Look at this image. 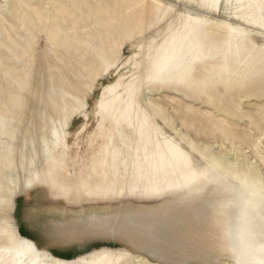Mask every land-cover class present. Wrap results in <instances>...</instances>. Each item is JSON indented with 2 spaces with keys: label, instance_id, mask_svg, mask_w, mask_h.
<instances>
[{
  "label": "rangeland",
  "instance_id": "374dc122",
  "mask_svg": "<svg viewBox=\"0 0 264 264\" xmlns=\"http://www.w3.org/2000/svg\"><path fill=\"white\" fill-rule=\"evenodd\" d=\"M173 2L174 5L191 6L198 0ZM224 2L226 0H221ZM231 2L253 4L252 0ZM156 3H165V0H0V143L6 145V158L0 161V202L11 201L12 222L21 239L37 245L46 242L43 233L33 227L28 216L29 208L40 203L54 210V222L85 227L102 234V238L91 245L100 253L96 257L98 264H132L138 256L144 258L146 264H169L153 253L138 250L123 236L137 231L145 235L141 219L189 199L193 214L190 240L205 252L201 253L199 261L187 264H205V260L230 256L227 251L216 248L214 237L223 236L232 227L215 224L207 193L197 197L196 210L194 198L180 193L132 192L123 177L118 181L123 194L92 197L77 194L71 201L64 197L45 198L44 184L22 189L27 180L36 176L43 178L48 167V153L65 159L66 167L75 173L73 179L79 176L84 154L98 151L102 137L92 148L87 147L88 137L96 131V117L89 115L86 122L85 115L71 114L74 101L87 88L88 112L91 113L92 107L99 103L102 89L121 81L120 87L114 89L111 103L117 109H126V97L122 95L126 81L122 78L130 76L129 69L138 77L134 82L133 117L137 132L145 115L152 125L144 129V142H172L186 152L195 145L197 152L201 148L211 149L217 156L221 154L234 159L236 151L242 157L239 168L246 169L244 166L252 162L258 175L264 165V92L255 81L243 85L223 80L213 83L211 77L223 66L247 64L252 58L258 61L259 53L244 48L235 52L232 50L234 40L230 45L227 37L216 39L214 43L222 46V54L214 53L216 58L201 65L197 73L200 80L208 82L206 88L194 90L175 83L149 84L140 77L145 71L143 66L131 68L128 61H139L138 54L147 51V43H159L166 31L167 17L158 15L153 8ZM232 12L234 18L236 10ZM189 14H193L191 7L184 10L185 20ZM217 16L212 19L221 23L227 19L223 12ZM179 20L177 15L172 23L178 25ZM209 27L205 28L210 34L218 31ZM105 60H122L124 66L100 75ZM89 82L94 86L89 88ZM66 113L67 153L63 148L57 149L54 143L55 133L60 131ZM81 128L83 132H80ZM109 131L117 140L123 133L125 139L121 144L131 146L126 128ZM74 140L79 141L75 149L72 148ZM135 144H141L139 135ZM84 172L91 176L92 183H104L98 174L89 173L86 168ZM4 230L5 221L0 219V264H40L41 257L10 251L3 238ZM199 238L203 241H198Z\"/></svg>",
  "mask_w": 264,
  "mask_h": 264
},
{
  "label": "snow or ice",
  "instance_id": "6c2138e0",
  "mask_svg": "<svg viewBox=\"0 0 264 264\" xmlns=\"http://www.w3.org/2000/svg\"><path fill=\"white\" fill-rule=\"evenodd\" d=\"M189 7L194 15L189 14L185 20L184 10ZM153 8L159 16L167 17V27L159 43H147V51L142 50L138 54L141 58L139 61H128L131 68L143 66L145 71L140 74L141 78L146 79L149 84L175 83L194 90L206 88L208 82L200 80L197 73L201 65L216 58L214 53L222 54V46L215 44L214 40L227 37L230 45L235 41L233 51L238 52L244 48L258 52L259 59L256 61L252 58L247 64L236 67L223 66L219 72L212 74L213 83L223 80L243 85L255 81L264 92V0H260L258 4H233L231 0L224 3L221 0H198L191 6L174 5L173 0H165V3L154 4ZM233 9L236 10L234 18ZM242 9H259V12H243ZM221 12L227 19L217 25L218 31L210 34L204 26L212 22V16ZM177 15L180 16L178 25L172 23ZM255 34L260 39L257 44H252ZM141 47L143 49V45ZM122 66V60H105L100 75ZM129 71L130 76L122 78L126 81L122 90V95L126 97V109H117L111 103L114 89L120 87L121 81L102 89L99 103L92 107L91 113L88 112L87 88L74 101L71 114L85 115L86 122L89 115L96 117V131L88 137L87 147L92 148L102 137L98 151L84 154V165L79 176L73 179L75 173L66 167L65 159L48 153V167L43 178L36 176L27 180L22 189L32 188L34 184H44L45 198L64 197L71 201L77 194L87 197L123 194L118 183L123 177L127 188L137 193H180L189 197L207 193V203L213 209L215 224L233 227L224 232L223 236L214 237L217 241L216 248L227 251L230 256H218L205 264H264V165H261L258 175H252L250 171L241 173L237 171L238 162H234V157L217 156L211 149L201 148L197 152L193 145L186 152L172 142H144V129L152 125L145 115L137 132L133 117L134 82L138 77L131 69ZM93 86L89 82L88 87ZM67 116L68 113L62 119L60 131L55 133L54 140L56 148H63L65 153L69 151L65 143L67 133L64 131ZM122 127L127 129V135L132 140L131 146L121 144L125 139L123 133L117 140L109 131ZM83 131L81 128L80 132ZM79 134H76L77 137ZM137 135L141 139L140 146L135 144ZM78 143V140L72 141V148L75 149ZM77 159L80 157L77 156ZM5 164L7 166L8 160ZM255 166L254 163L251 164L252 168ZM84 168L89 173L98 174L104 183H92L91 176H86ZM12 215L11 201L0 202V219L5 221L3 238L10 251L41 257L40 264H98L96 257L100 253L91 245L93 241L102 238L100 232L56 223L53 219L54 210L36 203L29 208L28 216L33 227L46 238L44 244L37 245L17 235ZM132 242L137 243L135 240ZM120 251L121 254L124 253L123 246Z\"/></svg>",
  "mask_w": 264,
  "mask_h": 264
},
{
  "label": "bare ground",
  "instance_id": "6f19581e",
  "mask_svg": "<svg viewBox=\"0 0 264 264\" xmlns=\"http://www.w3.org/2000/svg\"><path fill=\"white\" fill-rule=\"evenodd\" d=\"M245 1L247 2V0ZM252 2L253 4H258L260 0H252ZM255 10L259 11V9H252V10L243 9V12H249ZM211 21H212L211 23L206 24L204 27L210 26L209 29H211V27L217 28L218 24H222L221 22L217 21L216 18L212 19L211 17ZM259 39H260L259 35L255 34L252 38V41L255 42V44H257ZM146 95L144 96L147 97ZM143 100H146V98ZM6 127L7 126H5L4 128L5 130H7ZM5 149H6V145L0 143V161H3L6 158V156H4ZM234 155H237V157L234 159V162H238L237 163L238 172L244 173V172H249L251 170L250 172L252 173V175H257L254 172L255 168L251 167L252 162H248L246 166H244V168L246 169H240L239 167L242 157L236 151ZM220 156L224 157L221 154ZM12 164L15 165V168H19V166L15 162H12ZM197 197L198 196L189 197V198H194L196 200V201L194 200L196 203V210L198 209L197 200H199V198L197 199ZM191 203L192 201H190L189 199L188 201L181 200V202L179 201V203L177 204L179 206H167L161 208L158 211H155L153 215H149L148 217L143 218L140 221V225H142L141 228L144 229L145 235L137 231L135 233H132L131 235L123 236L124 239H126L131 243H133L132 242L133 240L137 241V243H133V244L138 248V250L142 252L153 253L157 258L169 264H187L190 262L199 261L201 257V253L205 251L201 252L199 250L200 247L196 244H193L190 240L191 238L190 232L192 233L193 231L190 225L192 223L191 217L193 216L192 209L190 208ZM231 227L233 226L231 225ZM198 241H203V240L202 238H199ZM200 244L202 245V243ZM205 259L206 258H204V260ZM207 259L210 258L208 257ZM206 261L207 260H205V262ZM133 262L134 264H142V262L143 264H146L145 259L140 256L134 258L131 261V263L133 264Z\"/></svg>",
  "mask_w": 264,
  "mask_h": 264
}]
</instances>
